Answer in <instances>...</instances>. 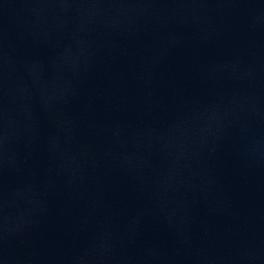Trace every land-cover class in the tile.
I'll return each mask as SVG.
<instances>
[{"label":"water","instance_id":"water-1","mask_svg":"<svg viewBox=\"0 0 264 264\" xmlns=\"http://www.w3.org/2000/svg\"><path fill=\"white\" fill-rule=\"evenodd\" d=\"M0 264H264V0H0Z\"/></svg>","mask_w":264,"mask_h":264}]
</instances>
